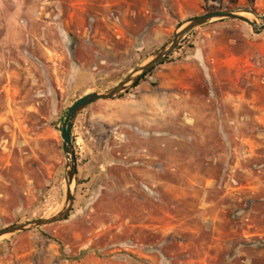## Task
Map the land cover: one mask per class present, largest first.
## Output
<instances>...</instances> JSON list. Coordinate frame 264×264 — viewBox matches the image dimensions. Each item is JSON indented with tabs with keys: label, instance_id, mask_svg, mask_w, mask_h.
Here are the masks:
<instances>
[{
	"label": "rangeland",
	"instance_id": "374dc122",
	"mask_svg": "<svg viewBox=\"0 0 264 264\" xmlns=\"http://www.w3.org/2000/svg\"><path fill=\"white\" fill-rule=\"evenodd\" d=\"M264 0H0V230L65 203L61 129L188 20ZM68 218L0 264H264V32L215 21L74 122Z\"/></svg>",
	"mask_w": 264,
	"mask_h": 264
},
{
	"label": "water",
	"instance_id": "95a60500",
	"mask_svg": "<svg viewBox=\"0 0 264 264\" xmlns=\"http://www.w3.org/2000/svg\"><path fill=\"white\" fill-rule=\"evenodd\" d=\"M244 14H249L251 17H246ZM222 20H235L242 22L248 25L256 35H260L264 32V17L253 15L247 11H218L192 18L181 25L173 34L171 40L161 49H159L147 63L130 73L116 87L104 93H92L86 95L73 103V105L68 109L65 123L61 129V137L63 141L62 149L66 159V196L62 210L52 218L38 219L23 224L6 227L0 230V239L5 236H14L42 227L61 223L68 218L72 211L74 201L72 185L77 173L76 158L71 137L74 122L82 111L100 101H113L119 99L123 94H125L139 81H141V79H143L150 71L163 63L170 56V54L176 50L177 46L185 36L201 27H204L207 24Z\"/></svg>",
	"mask_w": 264,
	"mask_h": 264
},
{
	"label": "trees",
	"instance_id": "16d2710c",
	"mask_svg": "<svg viewBox=\"0 0 264 264\" xmlns=\"http://www.w3.org/2000/svg\"><path fill=\"white\" fill-rule=\"evenodd\" d=\"M168 59H169V57H168L163 63H161L160 65H164V64L167 62ZM160 65H159V66H160ZM153 70H154V69H153ZM153 70H152V71H153ZM152 71H150V72H149V73H148L143 79H141V81L144 80V79H145V78H146V77H147ZM141 81H139V82L134 86V88L138 87V85L140 84Z\"/></svg>",
	"mask_w": 264,
	"mask_h": 264
},
{
	"label": "bare ground",
	"instance_id": "6f19581e",
	"mask_svg": "<svg viewBox=\"0 0 264 264\" xmlns=\"http://www.w3.org/2000/svg\"><path fill=\"white\" fill-rule=\"evenodd\" d=\"M244 16H246V17H251L249 14H244Z\"/></svg>",
	"mask_w": 264,
	"mask_h": 264
}]
</instances>
